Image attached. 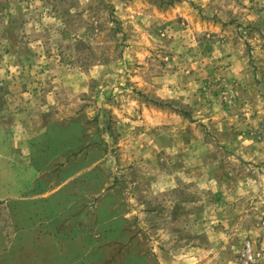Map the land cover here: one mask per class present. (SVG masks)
Returning a JSON list of instances; mask_svg holds the SVG:
<instances>
[{"label":"rangeland","instance_id":"1","mask_svg":"<svg viewBox=\"0 0 264 264\" xmlns=\"http://www.w3.org/2000/svg\"><path fill=\"white\" fill-rule=\"evenodd\" d=\"M0 264H264V0H0Z\"/></svg>","mask_w":264,"mask_h":264}]
</instances>
